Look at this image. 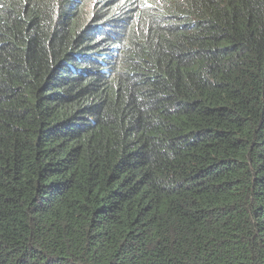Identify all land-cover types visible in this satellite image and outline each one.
<instances>
[{
  "label": "trees",
  "instance_id": "16d2710c",
  "mask_svg": "<svg viewBox=\"0 0 264 264\" xmlns=\"http://www.w3.org/2000/svg\"><path fill=\"white\" fill-rule=\"evenodd\" d=\"M0 264H264V0H0Z\"/></svg>",
  "mask_w": 264,
  "mask_h": 264
}]
</instances>
